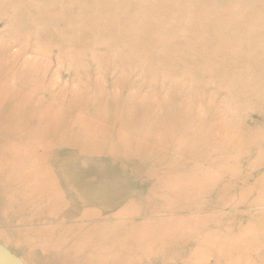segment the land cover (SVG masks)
<instances>
[{
  "label": "rangeland",
  "instance_id": "1",
  "mask_svg": "<svg viewBox=\"0 0 264 264\" xmlns=\"http://www.w3.org/2000/svg\"><path fill=\"white\" fill-rule=\"evenodd\" d=\"M0 246L264 264V0H0Z\"/></svg>",
  "mask_w": 264,
  "mask_h": 264
},
{
  "label": "water",
  "instance_id": "2",
  "mask_svg": "<svg viewBox=\"0 0 264 264\" xmlns=\"http://www.w3.org/2000/svg\"><path fill=\"white\" fill-rule=\"evenodd\" d=\"M0 264H21L18 259L14 258L4 248L0 246Z\"/></svg>",
  "mask_w": 264,
  "mask_h": 264
}]
</instances>
